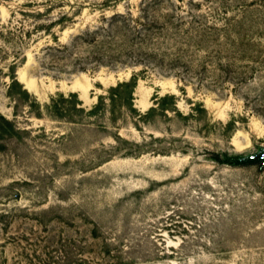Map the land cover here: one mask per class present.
Listing matches in <instances>:
<instances>
[{
    "label": "rangeland",
    "instance_id": "rangeland-1",
    "mask_svg": "<svg viewBox=\"0 0 264 264\" xmlns=\"http://www.w3.org/2000/svg\"><path fill=\"white\" fill-rule=\"evenodd\" d=\"M0 264H264V0H0Z\"/></svg>",
    "mask_w": 264,
    "mask_h": 264
},
{
    "label": "trees",
    "instance_id": "trees-1",
    "mask_svg": "<svg viewBox=\"0 0 264 264\" xmlns=\"http://www.w3.org/2000/svg\"><path fill=\"white\" fill-rule=\"evenodd\" d=\"M245 161H252V158H244Z\"/></svg>",
    "mask_w": 264,
    "mask_h": 264
}]
</instances>
